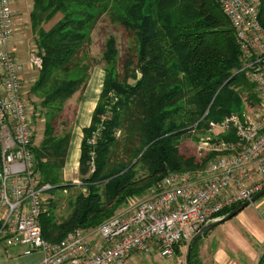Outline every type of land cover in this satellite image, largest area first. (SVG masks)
Here are the masks:
<instances>
[{"label":"trees","instance_id":"obj_1","mask_svg":"<svg viewBox=\"0 0 264 264\" xmlns=\"http://www.w3.org/2000/svg\"><path fill=\"white\" fill-rule=\"evenodd\" d=\"M32 1L31 31L42 66L29 92L39 97L44 122L38 145L32 133L31 149L37 185L49 186L42 193L39 218L47 242L57 243L78 229L94 230L132 200L147 198L170 173L203 169L219 154L184 156L181 138L194 132L199 134L195 141L205 137L209 122L241 115L245 99L257 102L256 87L242 69L235 32L216 0ZM249 1L264 29V0ZM57 14L61 18L44 30L42 25ZM104 15L123 28L135 46L124 61L121 80L115 72L116 42L109 37L104 43L101 61L107 68L90 124L82 130L77 186L63 180L70 129L60 132L56 125L64 103L85 89L90 70L97 66L90 52L91 33ZM89 94L94 99L97 93L91 89ZM30 124L33 130L31 119ZM212 138L238 144L232 129ZM66 190L71 192L68 213L57 221L56 202L50 197ZM201 237L192 246L190 264H200ZM188 243H178L175 256L180 257V247Z\"/></svg>","mask_w":264,"mask_h":264},{"label":"built area","instance_id":"obj_2","mask_svg":"<svg viewBox=\"0 0 264 264\" xmlns=\"http://www.w3.org/2000/svg\"><path fill=\"white\" fill-rule=\"evenodd\" d=\"M216 1L235 32L242 69L260 98L257 113L245 111L240 117L231 114L218 123L209 122L208 132L215 139L232 129L238 144L206 139L198 150L219 155L203 169L170 173L130 210L94 230L78 229L50 243L42 238L39 221L42 193L49 186L37 185L33 130L21 94L25 65L38 73L42 58L36 51L22 63L12 55L15 27L10 0H0V243L22 245L25 255L40 252L37 264H127L133 254L153 252L172 259L178 243L189 242L215 215L264 188V29L249 0Z\"/></svg>","mask_w":264,"mask_h":264},{"label":"crops","instance_id":"obj_3","mask_svg":"<svg viewBox=\"0 0 264 264\" xmlns=\"http://www.w3.org/2000/svg\"><path fill=\"white\" fill-rule=\"evenodd\" d=\"M9 6L13 14V23L15 27L13 40L9 46V50L17 60L25 63L28 55V46L24 42L22 34L19 33L21 30L18 29H20V24H22L23 29L25 28V30H30L31 34L33 33L31 32L30 24V13L33 9V1L10 0ZM36 77L37 75L32 72L31 68L25 65L23 74L21 75V84H27L28 82L33 84ZM88 84L89 81L85 89L78 92L79 94H74L70 98L71 100L77 99L76 102L78 104L75 110L76 115L74 113L71 118L73 126L70 128L71 139L63 168V180L65 182H71L74 185L79 184L75 176L78 177L77 169L80 155V144L83 138L82 130L89 126L91 114L99 96V93L94 99L90 96V88H88ZM74 96L76 99L73 98ZM90 102L92 103L89 108ZM86 114L87 116H85ZM41 139L42 132L34 140L35 142L33 141V144L38 145ZM72 151L75 152L74 156H76L74 162L70 160ZM135 203L136 202H134L131 207H134L137 204ZM252 205H254V207L258 205L257 207L262 209L263 212L264 197ZM128 210L130 209H126L125 211ZM262 216L263 221L259 220L257 223L251 221L249 215L243 214L239 216V221L235 220L236 224L229 225L225 222L208 231L206 235L201 237L198 245V259L200 260V264H264V215ZM24 249L25 248L22 245L7 246L0 243V264H37L40 261L42 257L40 252L35 251L29 255H25L23 254ZM180 252H183V247H180ZM134 256L135 254L131 255L127 264H133L131 258ZM173 257H175V254ZM137 260L138 258L136 257L135 263L138 262Z\"/></svg>","mask_w":264,"mask_h":264},{"label":"rangeland","instance_id":"obj_4","mask_svg":"<svg viewBox=\"0 0 264 264\" xmlns=\"http://www.w3.org/2000/svg\"><path fill=\"white\" fill-rule=\"evenodd\" d=\"M60 18H61V14H57L51 21L42 25L43 29L48 30ZM19 28L20 29L18 30H21V32L19 33L22 34L23 40L28 46V53H27L28 54L27 58H28L30 54L36 52V47L34 43L35 35L33 33L31 34L30 30H25V28L23 29L22 24H20ZM109 37H112L116 42L118 53L116 56L115 72L118 73V77L121 80L123 79V74H124L123 72L124 61L129 55H132L134 51L135 42L133 38L127 32H125L123 28H121L117 24L111 23V21H109L106 15L102 16L92 30L91 45H90L91 56L97 62V66L93 67L92 70H90V74H89L90 80H89L88 88H90V90L92 89L94 93H97L96 95L100 93L101 85H102V81L104 77V69L107 68L106 66H104L103 62L101 61V55H102V52L104 51V43L106 39H108ZM32 72H34L35 75L38 74L34 70H32ZM31 84H32L31 82H28L27 84H21L22 86L21 92L23 95L22 98L24 100V103L28 107V115L30 116V119L33 125V132H34L33 141H34L37 138V136L43 131L44 119L42 117V110L39 106V102H40L39 97L34 94L32 95L29 92V88ZM96 88H98L97 92H96ZM78 92L77 94H79ZM75 96L73 98L76 99ZM258 98H257V102H254V103L248 102L247 99H245L243 103L245 109L243 110V112L246 111L248 114H254V113L259 112L260 111V101ZM76 101L77 99L76 100L70 99L64 103L60 118L58 119V122L56 125L57 131L61 132L62 130H64V128H66L65 130H67V128L70 129L73 126V122L71 118L74 115L77 104H78ZM91 103L92 102H90L89 104V108H90ZM241 115H238V116L240 117ZM198 136L199 134L194 132L193 134H191V136L190 135L183 136L181 138L179 142V150L182 155L193 156L198 159L200 156L207 154L206 152L198 150V146L200 145V143L206 141V139L208 138L212 140L213 139L212 136L214 135L211 134L210 136V134L207 132L205 137H201L200 139L195 141L194 138H197ZM75 178L78 180L79 184L77 186H79L80 185L79 178L77 176H75ZM70 195H71V192L66 190L62 192H56L53 197L52 196L50 197L51 199H53L52 201L56 202V206L53 208V213L57 221H59L61 218H64L67 215L68 213L67 201L70 198ZM144 198H141L137 201L132 200L126 206H123L120 209H118V211L116 212V215L123 211L125 212L126 209H131L132 208L131 206L134 204V202H139L143 200ZM257 206L258 205H256V207H254V205H249L241 213H239L237 217L235 216L231 220L227 221V224L229 225L236 224L235 220L239 221V218H240L239 216L243 214L249 215V217H251L250 220L253 222L258 223L259 220L263 221L262 215H264L263 214L264 211L262 212V209H260ZM45 208H46L45 210H47L48 205H46ZM186 249H187V245L183 247V252L181 256L180 257L175 256L173 257V259H161L159 258L156 252H153L148 255L135 254V256L138 258L137 263H135L136 261L135 256L132 257L131 259H132L133 264H185Z\"/></svg>","mask_w":264,"mask_h":264},{"label":"water","instance_id":"obj_5","mask_svg":"<svg viewBox=\"0 0 264 264\" xmlns=\"http://www.w3.org/2000/svg\"><path fill=\"white\" fill-rule=\"evenodd\" d=\"M262 196H264V188L261 189L259 192H257L254 196H252L250 198V200L239 204L233 210H231L229 213H227V214H225V215H223L221 217L214 218L209 223H207L206 225L202 226L200 228V230L191 238V240L189 241V243L187 245L186 256H185V264H190V255H191L192 246H193L194 242L199 237H201L205 232H208V231L216 228L217 226H219V225L231 220L232 218L237 216L242 210H244L246 207H248L249 205L254 204Z\"/></svg>","mask_w":264,"mask_h":264}]
</instances>
